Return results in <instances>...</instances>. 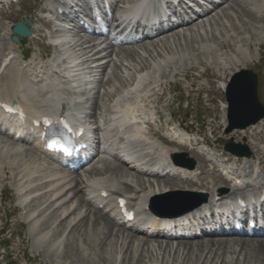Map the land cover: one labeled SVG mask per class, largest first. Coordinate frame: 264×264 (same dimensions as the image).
<instances>
[{
	"label": "rangeland",
	"instance_id": "rangeland-1",
	"mask_svg": "<svg viewBox=\"0 0 264 264\" xmlns=\"http://www.w3.org/2000/svg\"><path fill=\"white\" fill-rule=\"evenodd\" d=\"M34 4L31 1L22 2L20 5H14L11 11H14V14L10 16L9 20L4 22V25L7 26L8 22H15L18 19L30 17L35 13L33 11ZM241 5V6H240ZM33 7L32 9H30ZM31 10V11H30ZM6 12H8L6 10ZM220 12H227L228 14H224L220 20H214L215 14L210 15L206 18L212 19L206 20L205 23H201L200 26H193L196 27L197 30L203 28H207L208 34L203 36H208L209 38H204L203 43L199 40L193 42L191 40H183L180 39L179 41H174L173 43L170 41L169 45L166 47H153L151 43L145 45H138L134 47H129L127 50L121 48L116 49L120 56L125 60L127 63L126 67H120L117 65V62L110 63V73L107 77L108 80H102L100 76H102V71H100L96 67V63H91V59H89L90 54L87 55L86 48L78 45V38L80 37L85 41L87 38L82 37L79 35L78 30L73 29H66L63 30V34L61 38L64 40L61 42L64 46L69 47L68 52L70 53L71 57L77 62L78 70H76V77L80 80L84 79V83L89 86L88 88V96H87V104L84 108V112L86 114L90 113L89 104L92 102L93 104L99 100V103H105L106 100H110L113 93L115 94L118 91L126 92L127 86H129L130 81L134 75V73L139 70L140 67L144 68L149 62L154 59L158 60L160 57L163 58L164 56H170L174 60H179V58L183 55V52H187L188 56L194 55L197 59L201 61H205V57H214L216 54L217 48H222L220 51L223 55V59L226 57V61L228 62L229 68L231 73H225L224 76L220 75V72L217 74L220 75V79L210 84L209 80L201 79L197 82H194L192 91H188L187 88L192 83V78L180 81L182 87L184 89H180V91H176L175 93H168L165 90L166 96L162 98L160 102L161 113L163 118L160 122L151 115L154 113L155 109L152 105H150L148 114V118L142 119L143 121L147 122H154V124L149 125L154 132H158V135H165V136H175L179 137V132L176 130L175 134L173 132L166 131V124L169 121V111L171 110L174 112V117L182 122V120L186 119H203L206 123L205 128L201 130V134L205 140L212 142V148L208 153L209 157H214L216 162L221 163L223 158H220V154L224 151L223 145L226 143H232L237 145L238 143H243L242 137L245 135L246 140L245 143L248 142L249 134L248 132L254 131L256 132L254 136V142L256 144V149L258 151V156H264V124H259L256 129L248 130V131H241L238 129H233L231 131L228 130L227 127V120H226V101L224 95V88L223 85L227 84L231 78V74L235 72L236 61L240 59L243 55V52L249 55L250 59H248L247 64L246 62L244 66H239L237 70L241 68L251 69L253 71H257L259 73V98L262 103H264V12L262 11L261 7L256 9L251 5H246L243 3L236 4L235 1H231L229 4L223 6ZM250 14L249 17L246 15ZM219 16L218 18H220ZM205 18V19H206ZM223 18H227V20L223 22ZM204 20V19H203ZM202 20V21H203ZM199 21V22H202ZM210 21V23H209ZM215 21V22H214ZM221 21V22H220ZM228 21V23H227ZM214 22V23H213ZM2 23V22H1ZM39 23V22H38ZM40 24V23H39ZM198 22L196 23V25ZM207 24V25H206ZM217 24V25H215ZM220 25V26H219ZM200 27V28H199ZM210 27V28H208ZM213 27V28H212ZM199 28V29H198ZM210 29V30H209ZM197 30L193 29V32ZM185 30H177L175 32L176 35H182ZM189 33V31H188ZM188 33L186 35H182V38H187ZM184 38V39H185ZM211 38V39H210ZM71 39V40H70ZM200 39V38H199ZM210 39V40H209ZM199 41V42H198ZM209 42L208 47L210 45L213 51H206L210 53V55L203 52L206 48V44ZM66 42V43H65ZM190 42V43H188ZM196 43V44H195ZM68 44V45H67ZM185 44V45H184ZM201 44V45H199ZM4 46L10 47V44L4 40H1L0 47L1 51L5 49ZM22 47H27L28 45L25 43L21 45ZM41 46V45H40ZM4 47V49H3ZM66 47V48H67ZM147 47V48H146ZM202 47V48H201ZM145 48V50L143 49ZM165 48V49H164ZM240 48V50H239ZM244 49V50H243ZM139 52H137V51ZM184 50V51H183ZM186 50V51H185ZM246 50V51H245ZM240 51V52H239ZM135 52V53H134ZM137 52V53H136ZM189 53V54H188ZM191 53V54H190ZM203 53V54H202ZM234 53V54H232ZM236 53V54H235ZM242 54V55H241ZM238 55V56H237ZM185 56L184 58H187ZM252 59V60H251ZM213 61V59L208 58V63ZM182 61V60H179ZM252 62V63H251ZM235 63V64H234ZM201 64V63H200ZM219 67L221 64L212 63ZM216 67V70H218ZM229 70V71H230ZM241 79L240 77L235 79V87L240 84ZM173 80L172 77H166L161 80L163 84L167 81ZM176 81V79H175ZM168 88V87H167ZM202 90L198 96V90ZM105 90V92H103ZM189 92V103L190 105L187 107L186 102L183 100L186 98V95ZM156 93H161V91H157ZM182 98V99H180ZM181 103L179 104V101ZM140 104V103H139ZM146 104V102L144 103ZM141 105V104H140ZM142 106V105H141ZM92 112V110H91ZM241 118L244 116L242 114L239 115ZM264 122V121H263ZM183 125H187L184 123ZM193 129V128H191ZM163 132L160 133V131ZM197 130V129H195ZM246 130V129H245ZM247 144V143H246ZM249 144V142H248ZM247 144V145H248ZM0 156L3 153L6 160H10V166H12L13 174L8 181H0V195L3 197H10V201L6 202V209L10 211L11 217L9 222L7 223V236L9 237V245L7 250H5L4 255H8L7 258L9 261H14V264H261V262L256 261L258 258L252 259L249 257V261H245L246 258L244 257V253H232V251L237 247L233 245L231 248L225 249V253H221L222 249L218 251V254L214 255L212 261V255L209 257L207 254L206 260L205 254L204 257L202 255V251L198 252L191 250L192 252L189 255H184L183 247L179 246L177 243L178 240L173 242V247L180 249V254L178 256H174L173 253L171 255H165L162 252V249L157 247L158 243L164 242L165 239H156L150 240L146 237L139 236L132 234V241L133 247H130V244H123L128 242L129 235H126L122 229L118 227L112 229V233L110 236L105 232L101 225H95L97 230L93 229V236L86 235L90 233V228L92 225L89 223L81 225L77 228V231L70 230V227L76 222L82 213H84V206L78 205V208L70 215V217L63 219L62 221L58 218H61V213L64 210L58 212L57 210L54 211L57 203L59 202L61 206L64 204V207L69 206L70 208L74 207V205L78 202V198H71L72 192H70V185L66 184L65 182H55L53 185H39L38 181H35V176L37 173H40V169H42L43 165H39L34 163L33 160H29V157L25 154L22 157H13L12 152L8 150L5 146H8V142L3 140L0 137ZM3 146V147H2ZM248 146H252L248 145ZM6 149H5V148ZM201 152H204L200 149ZM7 155H5V153ZM180 153H184L187 160L192 158L197 159V156L194 153H190L188 150H179ZM35 157L36 154L32 153ZM256 155V154H255ZM7 156V157H5ZM26 156V157H25ZM32 156V157H33ZM256 156L251 158L250 161H255L258 159ZM13 159V160H11ZM16 159V160H15ZM23 159V161H21ZM19 160L20 162H18ZM27 161V162H26ZM235 160L233 159L232 162ZM8 162V161H6ZM198 164H203L199 160H195ZM32 163V164H31ZM112 166H115L119 169V171L115 173L117 178L123 180L127 184H122L121 188L128 189L132 188L135 190L136 180H139L140 183L139 188L145 187L147 191L150 192L149 189L151 187H156L157 185L161 184L160 186L165 184V180L161 178L155 177H144L138 176L136 174H132L133 172L127 170L122 165L117 162H109ZM240 165V163H238ZM243 163L241 164V166ZM42 166V167H41ZM41 167V168H39ZM99 168H101L99 166ZM45 169V168H44ZM43 169V170H44ZM210 167H206V176L209 177L210 181H213L215 177L214 174H211ZM91 171H85L83 174L80 175V187L86 186L87 184L91 183L92 175H90ZM20 173V174H17ZM107 178H113V175L110 171L105 173ZM126 174V175H125ZM18 176V177H17ZM144 178V179H143ZM171 184L177 183L176 181H169ZM167 183L166 185H169ZM264 183V169L261 172V176L259 178L258 184ZM133 186H131V185ZM141 186V187H140ZM15 188L19 189V192L15 190ZM30 188V189H26ZM26 189V190H24ZM145 189V190H146ZM53 190H56L55 193H58L55 197L58 198L62 195L60 199L57 201L50 202L52 200V196L55 193L50 194ZM209 189L208 191H210ZM152 191V189H151ZM47 192V193H46ZM79 194V193H77ZM140 196H143V193L139 192ZM182 197L180 194H172L168 196L161 197L157 200L160 201H168L169 199H178ZM71 200V203L69 202ZM68 204V205H67ZM87 210L85 214L88 213L89 218L93 216V212H96L94 209L90 207H86ZM91 211V212H90ZM57 215H55V213ZM67 213V210H65ZM64 212V213H65ZM8 213V212H7ZM0 215L6 218V212L3 211V208L0 206ZM54 215V216H53ZM97 216L96 214H94ZM93 216L92 218H94ZM57 217V218H56ZM65 218V217H64ZM74 219V220H73ZM80 220V219H79ZM78 220V221H79ZM93 221V219H91ZM77 221V222H78ZM5 222V219L2 221V224ZM60 222L64 223L60 225ZM71 223L69 226L68 224ZM1 225V222H0ZM85 226H87L85 228ZM86 230H85V229ZM74 231V232H73ZM100 231V234L95 232ZM58 232L57 234L52 235V233ZM20 233V234H19ZM12 234V235H11ZM105 236V237H103ZM53 237V238H51ZM57 238H61L59 244L58 240L55 242ZM85 238L88 240L86 241ZM248 240H253L248 238ZM87 245H84L83 242ZM91 241V244L89 243ZM144 241H148V244L142 245V247L138 246L139 243ZM100 242V243H99ZM102 242V243H101ZM100 244V245H99ZM88 245H90L88 247ZM138 246V247H137ZM164 246V243H163ZM93 247V248H92ZM147 248V249H146ZM231 249V250H230ZM238 249V248H236ZM95 250V251H94ZM231 251V253H230ZM93 252V254H92ZM96 252V253H95ZM158 252V253H157ZM217 252V251H216ZM221 253V254H220ZM3 254V250L0 248V264H4V261L1 259ZM198 255H202V257H198ZM218 255V256H217ZM223 255V256H222ZM220 256V257H219ZM223 257L224 263L220 262ZM251 258V259H250ZM28 259V260H27ZM248 259V258H247ZM199 260V261H197ZM212 262V263H211Z\"/></svg>",
	"mask_w": 264,
	"mask_h": 264
},
{
	"label": "bare ground",
	"instance_id": "bare-ground-1",
	"mask_svg": "<svg viewBox=\"0 0 264 264\" xmlns=\"http://www.w3.org/2000/svg\"><path fill=\"white\" fill-rule=\"evenodd\" d=\"M247 2L249 3V4H246V5H251L252 7H258L259 5H257V4H259V3H257L256 1H250V0H247ZM246 15L249 17V15L250 14H247L246 13ZM199 16V15H198ZM222 17H224V15L222 16ZM220 19H221V17H220ZM223 19H225V20H227L226 18H223ZM215 20V19H214ZM222 20V19H221ZM192 22V21H191ZM215 22V21H214ZM213 22V23H214ZM221 22V21H220ZM205 23V22H204ZM209 23H210V21H209ZM227 23H228V21H227ZM203 24V23H202ZM207 25V24H206ZM215 25H217V24H215ZM200 26V25H199ZM186 28H188V27H186ZM196 28V27H195ZM200 28V27H199ZM198 28V29H199ZM208 28H210V27H208ZM213 28V27H212ZM207 28L205 27V28H203V27H201V29H199V30H197L196 32H193V29H187L186 31H187V33H188V31H189V33H188V36H187V38H182L184 41L185 40H191V41H193V42H195V41H197V40H199L200 42H201V44L203 43L202 41H204V43H205V40H204V38L206 37V38H209L207 35L206 36H203V35H205V34H208L209 35V33L207 32L208 30H206ZM210 30V29H209ZM193 32V33H192ZM174 33V31H172V28H170L169 29V33H167V34H165L164 36H162V39H159L158 41L160 42V46H163V47H166V46H168L169 45V40H173V42L175 41V39L177 40V41H179V36H177L176 34H173ZM201 33H203V34H201ZM185 35V34H184ZM200 38V39H199ZM205 38V39H206ZM211 39V38H210ZM209 39V40H210ZM71 40V39H70ZM182 40V41H183ZM207 40V39H206ZM198 41V42H199ZM208 42V41H207ZM66 43V42H65ZM188 43H190V42H188ZM158 44L159 43H155L154 44V47H160V46H158ZM196 44V43H195ZM201 44H199V45H201ZM208 44H209V42L206 44V48L204 49V50H202L203 52H206V51H213L212 49H211V47H210V45H211V43H210V45H209V47H208ZM68 45V44H67ZM185 45V44H184ZM202 48V47H201ZM97 48H96V45H92V51H95ZM165 49V48H164ZM220 50H222V48H220ZM239 50H240V48H239ZM244 50V49H243ZM184 51V50H183ZM186 51V50H185ZM188 52V51H187ZM187 52H186V55H187ZM240 52V51H239ZM96 53V52H95ZM189 54V53H188ZM191 54V53H190ZM203 54V53H202ZM206 54H210V53H207L206 52ZM236 54V53H235ZM242 55V54H241ZM188 56V55H187ZM238 56V55H237ZM248 59H250V57H247V56H245V54H244V52H243V55L240 57V59L239 60H237L236 61V66H235V69H238V67L239 66H244L245 65V63L244 62H246V64H247V61H248ZM215 60H216V58H215ZM235 64V63H234ZM146 67V66H145ZM144 67V68H145ZM189 69L190 70H195L196 69V65L195 64H191L190 65V67H189ZM230 70V68H229V65H228V62L227 61H223L222 63H221V65H220V68H219V71H220V73H221V76H224V74L225 73H228V72H230L231 73V70ZM185 75H187V72L185 73ZM198 76L199 77H204V76H207V77H210V78H212V79H220V75H217V74H215V73H212L211 72V70L209 69V68H206V70H205V72H203V73H200V74H198ZM2 100H9V98H6V99H2ZM127 113V112H126ZM261 122H259L257 125H259ZM257 125L256 126H252L251 128H253V127H257ZM135 133H137V130H135ZM255 132H251L250 133V139L251 140H249V142H251L252 140H253V134H254ZM166 142H168V143H172L171 141H168V140H166ZM252 143V142H251ZM1 146V145H0ZM256 145H254V146H252L253 148V150H254V152L256 151V149L254 148ZM3 147V146H2ZM6 148H8V150L10 151V152H12V156L13 157H22L24 154L26 155V156H28L29 157V160H30V158H31V160H33V162L34 163H37L38 161H41V160H43V159H41L40 157H38L37 155L34 157L33 155H32V153H35L34 151H32L31 149H30V151H29V148H22L23 146H18L17 144H10V145H8V146H5ZM4 147V148H5ZM5 148V149H6ZM1 150V149H0ZM38 150V149H37ZM39 152V151H38ZM5 153V152H4ZM36 154V153H35ZM5 155H7L6 153H5ZM22 155V156H21ZM2 156L4 157V155H3V153L1 154V156H0V161L1 162H3V164L0 166V171H2V172H8L9 171V169L11 168L12 169V167H9L10 166V162H12V161H10V160H6L5 158H2ZM25 156V157H26ZM33 156V157H32ZM5 157H7V156H5ZM17 157V158H18ZM23 158V157H22ZM35 158H37L38 160L36 161L35 160ZM41 159V160H40ZM11 160H13V159H11ZM16 160V159H15ZM6 161H8V162H6ZM18 162H20L19 160H17ZM21 161H23V159H21ZM43 161H45V160H43ZM27 162V161H26ZM45 163H46V161H45ZM48 163V162H47ZM32 164V163H31ZM260 165L261 166H264V162L263 161H260ZM104 172L105 171H110L111 173H112V175H114V177H116L117 175H119V174H116V176H115V173L114 172H118L119 171V169L117 168V167H115V166H118V167H120L119 165H116L115 164V166H112L111 164H104ZM179 166H181V167H183V168H185V169H189L186 165H184V164H180ZM126 175V174H125ZM119 176H124V174L123 175H119ZM8 176H6L5 178H7ZM144 179V178H143ZM167 182L169 181V180H166ZM136 182H138V183H140V181L139 180H136ZM137 183V184H138ZM170 183V182H169ZM78 184H79V182L76 180L75 182H74V185H73V187L72 188H74V192H73V195L74 196H76L77 195V193L80 191V189L78 188ZM167 183H165L164 185H162V186H160L161 184H159L158 186H157V188H156V190L153 188V190L151 191L150 189V191L151 192H149L146 196H148V195H150V196H155V194H156V192H158V191H162V190H164V189H169V190H171V191H173V190H183V189H193V188H196V189H206L207 187H208V185H209V183L207 182V180H206V178L204 177V176H202V175H200V176H198L196 179H190V178H187V177H183V178H180L179 179V182L176 184H169V185H166ZM143 189V191L145 192V193H147V191L145 190V187H143L142 188ZM142 191V192H143ZM217 192H214V195L216 194ZM222 196H223V194H222ZM151 200H152V198H151ZM51 201V200H50ZM82 201H84V199L81 197L80 199H79V204H81V202ZM68 205V204H67ZM67 207L68 206H66V207H62V210H67V213L65 212H62L61 213V218H59V219H66V218H68V217H70V215L72 214V213H74V211L77 209V208H74L73 210H71L69 213H68V211H69V209H67ZM62 210H59L58 212H60V211H62ZM58 212H56L55 213V215H57V213ZM89 213V212H88ZM88 213L85 215V216H82V217H80L76 222H74L73 223V225L70 227V230L72 231V230H74V231H77L76 229L77 228H79L81 225H84V224H86V221H87V224L90 222V225H92V223H93V225H92V227L90 228V230H91V232L90 233H87L86 231H85V234L86 235H94L93 234V229L92 228H94L95 230H97L98 228H96L95 227V225H101L102 226V228L105 230V232L108 234V236H110V234L112 233V229H113V226L115 225V222L110 218V216H108L107 214H105L104 212H102V211H98L97 212V216H95L94 214H96V212H93L94 214H93V216H95L94 218H92L93 216H91L90 218H89V216H88ZM54 216V215H53ZM65 217V218H64ZM57 218V217H56ZM91 219H93V221L91 220ZM61 220V221H62ZM74 220V219H73ZM64 223L62 222H60V225H63ZM71 223H69L68 224V226L70 225ZM87 226H85V228H86ZM84 228V229H85ZM86 230V229H85ZM73 231V232H74ZM132 231V230H131ZM136 232V231H135ZM58 232H55V233H53V235L54 234H57ZM95 233H97V234H100V231H96ZM126 235H129V233H126ZM103 237H105V236H103ZM190 237H192V236H190ZM51 238H53V237H51ZM132 235H129V237H128V242H125V243H123V244H130V247H133L134 245V243H133V241H132ZM85 240L87 241L88 239L87 238H85ZM59 241V240H58ZM83 242V241H82ZM90 244H91V241L89 242ZM100 243V242H99ZM102 243V242H101ZM83 244L84 245H87V244H85L84 242H83ZM144 244H148V241H144V242H142V243H139L138 244V246H140V247H142V245H144ZM100 245V244H99ZM178 245L179 246H181V247H183L182 249H183V251H182V254H183V252H184V255H189L192 251L191 250H194L193 248L195 247V251H197L198 250V252L196 253V254H198L199 253V251H202V255H203V257H204V253H206L205 254V258H206V255L207 254H209L208 256L209 257H211V255H212V261H213V258H214V255H216V254H218V251L220 250V249H222V252L221 253H223L224 251H225V249H227V248H231V247H233V245H236L237 247L236 248H238V249H234L233 251H232V253H244V257L246 258V262L247 261H249V257H252V259H254V258H258L257 260H255V262L256 261H258L259 260V262H261L262 261V263L261 264H264V238H257V239H254L253 241L252 240H248V239H245V238H241V239H238V238H233V239H223V238H218V239H211V238H207V239H203V240H192V241H182V242H179L178 243ZM183 245V246H182ZM90 245H88V247H89ZM137 246V247H138ZM157 247H159V248H161L162 249V252H163V254H165V255H171V253H173L174 254V256H178V254H180V249H178V248H176V247H173L172 245H170V243L169 242H166L165 244H164V246H163V243L162 242H160V243H158L157 245H156ZM91 247V246H90ZM93 248V247H92ZM147 249V248H146ZM231 250V249H230ZM95 251V250H94ZM217 251V252H216ZM96 253V252H95ZM158 253V252H157ZM220 253V254H221ZM225 253V252H224ZM230 253H231V251H230ZM92 254H93V252H92ZM202 255H198L197 256V259H198V257H202ZM218 256V255H217ZM223 256V255H222ZM220 257V256H219ZM248 258V259H247ZM208 259V257L206 258V260ZM251 259V258H250ZM197 261H199V260H197ZM221 263L223 262L224 263V261H223V257H222V259H221V261H220ZM212 263V262H211ZM257 263V262H256Z\"/></svg>",
	"mask_w": 264,
	"mask_h": 264
},
{
	"label": "water",
	"instance_id": "water-1",
	"mask_svg": "<svg viewBox=\"0 0 264 264\" xmlns=\"http://www.w3.org/2000/svg\"><path fill=\"white\" fill-rule=\"evenodd\" d=\"M14 30L21 34L28 35L29 33L21 24L15 25ZM239 77L241 78L240 84L235 87V79ZM255 88V78L249 71H242L240 75L235 76L233 83L230 84L227 99L230 106L231 127L242 128L264 116V107H260L257 103ZM240 114L244 116V119L238 120L236 118V115Z\"/></svg>",
	"mask_w": 264,
	"mask_h": 264
},
{
	"label": "snow or ice",
	"instance_id": "snow-or-ice-1",
	"mask_svg": "<svg viewBox=\"0 0 264 264\" xmlns=\"http://www.w3.org/2000/svg\"><path fill=\"white\" fill-rule=\"evenodd\" d=\"M9 111H11V109H9Z\"/></svg>",
	"mask_w": 264,
	"mask_h": 264
}]
</instances>
